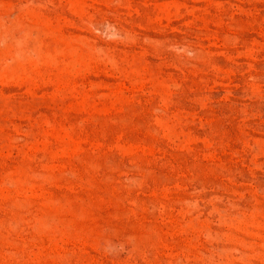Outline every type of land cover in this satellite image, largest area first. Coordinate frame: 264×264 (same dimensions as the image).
Wrapping results in <instances>:
<instances>
[{
	"label": "rangeland",
	"instance_id": "1",
	"mask_svg": "<svg viewBox=\"0 0 264 264\" xmlns=\"http://www.w3.org/2000/svg\"><path fill=\"white\" fill-rule=\"evenodd\" d=\"M0 264H264V0H0Z\"/></svg>",
	"mask_w": 264,
	"mask_h": 264
}]
</instances>
